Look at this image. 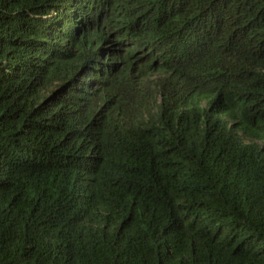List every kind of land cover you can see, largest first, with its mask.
I'll return each instance as SVG.
<instances>
[{"label":"trees","instance_id":"obj_1","mask_svg":"<svg viewBox=\"0 0 264 264\" xmlns=\"http://www.w3.org/2000/svg\"><path fill=\"white\" fill-rule=\"evenodd\" d=\"M0 264H264V0H0Z\"/></svg>","mask_w":264,"mask_h":264}]
</instances>
